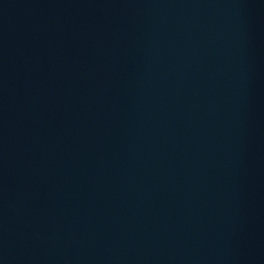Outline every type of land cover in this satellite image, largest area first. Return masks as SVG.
Here are the masks:
<instances>
[{
  "label": "water",
  "instance_id": "1",
  "mask_svg": "<svg viewBox=\"0 0 264 264\" xmlns=\"http://www.w3.org/2000/svg\"><path fill=\"white\" fill-rule=\"evenodd\" d=\"M0 264H264V28L0 0Z\"/></svg>",
  "mask_w": 264,
  "mask_h": 264
}]
</instances>
